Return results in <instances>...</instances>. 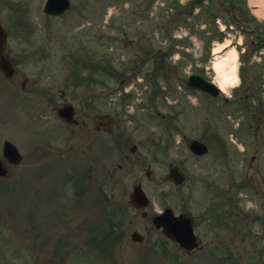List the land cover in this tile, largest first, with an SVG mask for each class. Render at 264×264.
<instances>
[{
	"label": "rangeland",
	"instance_id": "374dc122",
	"mask_svg": "<svg viewBox=\"0 0 264 264\" xmlns=\"http://www.w3.org/2000/svg\"><path fill=\"white\" fill-rule=\"evenodd\" d=\"M34 1V5L38 6L44 0ZM86 1L89 5L83 11L79 5L80 0H74L78 7L70 16L62 19H46L42 9L41 12H38L37 7L34 9L36 23L33 25V37L29 41L30 49L41 56L37 49L46 48L47 57L42 60V57L35 55L26 63L39 65L40 69L48 66L46 75L49 83L57 88L60 84L61 89L71 95V100L68 99L67 102L73 101L77 110L79 108L80 119L84 118V113L95 114L96 111L115 116L122 129L116 133L114 140L119 143L124 135V141L120 143L122 150L126 149L123 146L126 145L128 152H125L129 154V149L136 144L141 148L140 160L144 158L145 162L140 161L139 165L130 163L125 175L123 172L118 174L113 185V202L111 185L102 180L105 174L93 182L91 176L86 179L76 171L79 170L78 167L87 165L80 163V160H85L80 155L85 152V148L87 152L96 154L102 164L110 162L109 149L102 137L100 140L92 138L85 127L64 129L59 125L55 114L48 113L45 125L49 126L50 135H46L49 140L45 143L50 142L53 150L47 158L38 161L31 152V136L34 134L36 137L35 145L43 144L44 123L37 119L32 122L30 116L22 114L24 111L17 106L22 101L13 104L10 100L13 91L6 94V90H3L0 93V106L3 107L0 108V151L3 141L9 139L19 146L27 159L23 164L24 168L16 169L11 179L0 182V264H49L53 260L59 261L61 257H67L65 264H85L88 261L94 262L96 258L107 257L130 262L131 257L143 256L149 250V246L140 247L145 251L138 248L130 239L134 228L142 227L141 217L130 209L128 214L123 211L125 206L128 208L131 187L139 179L145 178L147 168L144 165H151L152 170H158V177H163L174 157V164L181 166L189 176L188 182L183 188H174V191L165 182H147L148 193L151 196L173 194L174 203L179 204L189 202V194L193 193L195 203L199 202L200 208H203L201 206L206 193L204 177L209 176L219 183L227 175L232 176L227 174L223 165H217L216 159L222 140L229 141L228 134L235 128L238 119H241V111L229 104L207 101L204 95L190 92L183 85L190 73L207 72L209 79L224 88L228 98L233 97L239 102L245 95V87L249 84L254 86L258 78L256 73L264 68V49L263 54L260 51L249 52L251 36L244 34L238 24L231 22L230 7L223 6L228 0H208L209 4L180 17L178 16L182 14L174 13L182 8L179 0ZM232 1L236 7L242 6L243 10H247L248 3L249 6L260 8L256 12L264 11L263 5H253L250 0ZM226 8L227 13L224 12ZM185 10L192 11L191 6L186 7L183 12ZM108 19L109 26L105 24ZM218 20L226 29L224 33ZM231 25L235 29H230ZM102 34L109 36L102 38ZM224 44H231V47L218 51ZM151 45L167 51L171 49L173 55H167L165 61L173 64L174 69L170 70L169 76L165 72L160 73L163 78L158 75L156 80H150L148 86L145 83L138 85L139 88L143 87L137 96H140L138 100L145 103L144 111L138 108L140 101L133 98H128L133 104H130L132 107L129 110L123 105L122 98L111 102V97L107 94L112 89L118 93L117 90L123 86L114 76L118 74L117 70L133 63L141 64L142 59L152 50ZM232 47L237 49L238 56L224 65L226 73L231 75L225 79L221 76V70L215 66L216 59ZM78 52L85 54L98 67L73 66V56ZM137 52L140 54L138 58ZM103 66L107 68L102 69ZM39 68H31L34 71L27 74L38 75ZM154 70L153 65L150 69L146 67L143 76L147 74L150 79L149 75ZM233 74L236 79H233ZM130 75L131 73H127L126 78ZM259 91L264 94V89ZM134 102L138 103L135 105ZM173 104L174 114L178 113V118L174 115V149L171 147L173 141L171 142L170 124L162 118L163 114L170 116ZM13 114L16 119L13 117L10 120ZM9 120L10 123L14 120L17 123L8 125ZM30 124L33 125L32 128ZM34 124L39 126L38 131ZM62 131L65 134L61 136ZM251 134L253 130L252 133L248 132L249 143ZM193 139L205 141L212 149L210 155L193 156L188 148ZM112 155L117 166L119 153L114 150ZM252 156V152L246 153V164L250 165ZM235 157L240 158L238 153ZM135 160L134 158L133 161ZM241 164L240 159V162L234 164L232 173L242 179L244 171ZM83 172L86 174L85 169ZM252 175L251 170L247 183L251 182ZM21 176H28L29 180L25 181ZM78 176L81 182L76 181ZM259 183L263 187V182L259 180L258 185ZM69 193L74 200L71 201V211L68 213V202L62 203V198L63 194L67 197ZM242 198L244 211L264 213V199L257 196L251 187L242 191ZM116 199L121 201L122 208L119 209L122 212L116 209L119 205ZM61 208L64 209L63 216V212H59ZM240 228L231 233L235 242L227 250L237 251L232 252L231 258L228 255L222 260L224 257L219 258L218 253L213 256V251L209 252L211 249H205L194 257L185 259L183 264H264V228L259 223L252 222H246V225L242 222ZM244 230L252 233H245L243 236ZM158 240L154 234L153 241ZM229 240L232 239L227 236V241Z\"/></svg>",
	"mask_w": 264,
	"mask_h": 264
},
{
	"label": "flooded vegetation",
	"instance_id": "af4514ba",
	"mask_svg": "<svg viewBox=\"0 0 264 264\" xmlns=\"http://www.w3.org/2000/svg\"><path fill=\"white\" fill-rule=\"evenodd\" d=\"M35 2L36 1L34 0H0V24L8 33V48L5 57L12 60L14 65V72L11 76L5 75L0 70V93L3 90H6V94L13 91L14 94H11L10 98L14 103L22 101L17 105L19 109L24 111L22 114L27 117L30 116L29 119L32 122L34 119L43 121V144L35 145L34 142L36 141V137L34 134L31 136V152L34 155V158L38 159L43 157L44 154H47L50 149L49 142L45 144V141L49 140L46 135H50L49 126L45 125V121L48 119L46 114L51 112L56 114L59 109L74 102H67L68 99L71 100V95L65 90H57L55 86H51V82L49 83V77L45 75V70H39V74L36 77L27 74V72H32L35 68H39V66L26 64L28 57L31 58L34 55H38L33 51L34 49H30L31 44L29 43L33 37V32H31L32 26L36 23L34 9L36 7L39 8L38 12H41L42 9L43 16L47 19L59 18L45 16L44 7L41 3L40 5L35 6ZM43 51H45L44 48L37 49L38 53ZM31 68L34 69L31 70ZM254 90L255 88L245 89V95L242 96V100L239 101L240 103L236 102L233 97L232 100L225 98L214 99L227 103L235 102L237 106L238 104L242 105L246 112L250 113L251 120H248L246 124L249 123V126L253 128L254 137L252 138V144L245 145L247 150H252L255 153V156L253 155L252 157L250 164L251 168L247 171V174L250 176L251 170L253 171L250 182L252 190L255 191L257 196H262L264 199V103L258 92ZM208 98L213 97L208 95ZM238 109L243 112L240 106H238ZM92 110L95 111L94 109ZM76 120L78 121L77 128L85 127L87 132L92 134V138L100 140L102 137L104 140L103 142H106V147L109 149L108 158L110 166L114 162L112 152H114L115 149H117L120 157L117 168L123 170V172H125L127 165L130 163L139 164L140 161L144 163L143 157V159L140 160V150L137 146H133L129 149L130 153L128 154L126 153L128 152L127 146L123 145L126 149L122 150L121 145L117 144L116 139L114 140L116 133L121 129L120 124L116 122L117 119L115 116L108 113L99 114V112L96 111L95 114L84 113V118L80 119L78 110L76 109ZM60 121L65 129L68 124L65 120ZM30 125L32 128L33 125ZM35 127L38 131L39 126L34 124V128ZM172 130L174 132V113H172ZM64 132L65 131H62L61 136ZM123 141L124 138L122 137L121 143H123ZM230 147L232 149L230 152L233 156V160H228L229 157H226L225 160L224 158L221 159V157L216 159L220 164L226 166V168L227 165H233L237 162V160L234 159V156L236 155L235 146L230 145ZM125 150L127 151L125 152ZM136 155H138L137 158L135 157ZM134 158L136 159L135 162L133 161ZM4 163L7 164L5 161ZM172 166H174V157ZM144 167L148 168L145 173V178L138 183H141L142 185H146L147 182L162 183L163 177H158L157 172L153 173L149 170L150 165L148 167L144 165ZM10 168H12V166H10ZM108 172L112 177L111 172L113 171L108 169ZM259 180L263 182V187H260V183L258 185ZM209 183L210 178H206L207 197L205 199V204H203V210L199 209V203H195L193 193L189 194V202H182L180 204L177 202L174 203V195L168 193H165L164 195L152 194L151 203L143 209H137L133 204L131 211L135 212L142 219V227L139 230L143 233L145 232L146 241L144 240L145 242L142 246L146 248L149 246L150 250L159 248V255L150 257L141 256L137 257V259L133 258L131 259L132 262H122L121 260L115 262L116 260H113L111 264H180V246L177 243L161 237L160 235L162 231L157 229L154 225L155 217L168 209L173 210L175 215H185L192 219L196 233L205 238L200 250L211 249L213 250V256L218 253L219 258L224 257L222 260L225 259L227 247H232L235 242L231 233L237 232L241 229L243 207L242 200L238 198L240 187L237 184L236 179L233 177L228 184H216L213 180H211L210 184ZM254 217L257 221L260 220L264 227V215L261 217H258L255 214L249 215V218L252 221H254ZM149 233H151L150 236H148ZM154 233L159 236L158 242L153 241ZM227 236H229V239H232L229 243L227 241ZM188 255L194 256L195 254H187L183 251L182 259L185 260L188 258Z\"/></svg>",
	"mask_w": 264,
	"mask_h": 264
},
{
	"label": "water",
	"instance_id": "95a60500",
	"mask_svg": "<svg viewBox=\"0 0 264 264\" xmlns=\"http://www.w3.org/2000/svg\"><path fill=\"white\" fill-rule=\"evenodd\" d=\"M53 4L54 1L58 2L59 1L61 3H63L62 0H52ZM51 4V2L49 3V5ZM65 7H68V3H65ZM55 10V9H53ZM0 62L2 64V66L4 65L2 58H0ZM191 85V82H190ZM198 88L200 89H208L207 87H213L211 84H207L205 83L203 80L201 82L198 83ZM214 88V87H213ZM192 149L198 153V154H203L206 152V148L203 144L200 143H194L192 145ZM184 176L180 175V173L178 172V170L175 168L174 169V180L177 184L182 183L184 181ZM182 225H179L178 228H174V230H171L168 226L162 225L160 223H158L159 226H163L164 227V231L165 233L168 235V237H170L171 239H174L176 241H178L183 247L187 248V249H194L196 247V241L194 240V235H193V230L192 227L190 225L183 224L182 222H185L183 219L180 220ZM184 225V226H183ZM136 237V235H135Z\"/></svg>",
	"mask_w": 264,
	"mask_h": 264
},
{
	"label": "bare ground",
	"instance_id": "6f19581e",
	"mask_svg": "<svg viewBox=\"0 0 264 264\" xmlns=\"http://www.w3.org/2000/svg\"><path fill=\"white\" fill-rule=\"evenodd\" d=\"M251 3H252L253 5H258V4L262 3V5H263V7H264V0H251ZM257 14H259L258 16L264 18V11H263V12H258ZM227 46H228V44H224L223 46H221V47L218 49V51H222V50H223L224 48H226ZM237 56H238L237 49H236L235 47H232V48L230 49V51H227L224 55H222V56H220V57H218V58L216 59V65H215V66L218 67V69L221 70L220 73H222L221 76H222L223 78L226 79V77L231 76L230 74L226 73V70L223 68L224 65H227V61L232 60V59H235ZM233 76H234V74L232 75V77H233ZM236 78H237V77H236V75H235V76L233 77V79H236ZM222 81H223V83H224V80H223V79H222ZM221 83H222V82H221ZM223 83H222V85H224ZM221 89H222V91H225L223 87H222Z\"/></svg>",
	"mask_w": 264,
	"mask_h": 264
}]
</instances>
